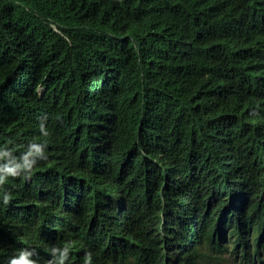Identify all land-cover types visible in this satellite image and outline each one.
Here are the masks:
<instances>
[{
	"label": "trees",
	"instance_id": "16d2710c",
	"mask_svg": "<svg viewBox=\"0 0 264 264\" xmlns=\"http://www.w3.org/2000/svg\"><path fill=\"white\" fill-rule=\"evenodd\" d=\"M141 1L0 0V264H264V0Z\"/></svg>",
	"mask_w": 264,
	"mask_h": 264
},
{
	"label": "clouds",
	"instance_id": "9594fccd",
	"mask_svg": "<svg viewBox=\"0 0 264 264\" xmlns=\"http://www.w3.org/2000/svg\"><path fill=\"white\" fill-rule=\"evenodd\" d=\"M138 4H139V11H140V15L142 18H148V19H152L153 15L155 14V12L153 10H150V9H147L146 6L142 3L141 0H137ZM120 23H122V27L124 28H128L129 25H127L123 19L120 21ZM104 33V38L103 39H97L98 40V43H105L106 39L105 37L107 36V33L105 31H103ZM40 147V154L36 153L34 154L32 152V155H34V158L37 157L40 159V161L44 160V159H47V153H48V149H45L41 147V144L39 143L38 145ZM46 150V151H45ZM50 151L52 152H56L58 151V147L56 144H54L53 148L49 149ZM59 152V151H58ZM69 162L68 158L65 159V163ZM31 165L29 164H25L24 167H30ZM72 166V163L70 165V167ZM17 167L19 166H12V167H2L0 168V172H3L5 173L8 177H16L18 175V172H17ZM32 172L28 174V176H31ZM25 178H28V177H25ZM5 183V177L0 175V185H3ZM60 188V187H59ZM70 196L69 193H64V192H60V197L63 199V200H66L68 197ZM11 199L10 197V194L8 193H5L4 194V201H5V204H7V202ZM58 255H55L52 259H49L48 261H45V262H41L35 255H29L27 256L25 253L21 252L20 255L18 257H14L10 260L9 264H57V261L59 258H65L66 259V255H67V249L65 248H62L60 250H57Z\"/></svg>",
	"mask_w": 264,
	"mask_h": 264
},
{
	"label": "rangeland",
	"instance_id": "374dc122",
	"mask_svg": "<svg viewBox=\"0 0 264 264\" xmlns=\"http://www.w3.org/2000/svg\"><path fill=\"white\" fill-rule=\"evenodd\" d=\"M207 264H241L239 259L234 258V256L230 253H225L218 259H209Z\"/></svg>",
	"mask_w": 264,
	"mask_h": 264
},
{
	"label": "bare ground",
	"instance_id": "6f19581e",
	"mask_svg": "<svg viewBox=\"0 0 264 264\" xmlns=\"http://www.w3.org/2000/svg\"><path fill=\"white\" fill-rule=\"evenodd\" d=\"M188 190H189V189H188ZM185 193H186V192H185ZM191 193L193 194V192H191ZM188 194H189V192H188ZM188 194H187V195H188ZM162 217L165 218L163 215H162ZM105 236H106V235H105ZM99 241H100V240H99Z\"/></svg>",
	"mask_w": 264,
	"mask_h": 264
}]
</instances>
